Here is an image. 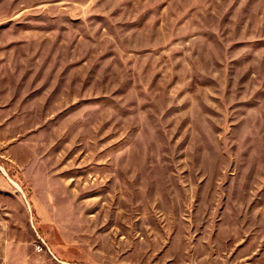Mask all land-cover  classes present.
Masks as SVG:
<instances>
[{
    "label": "rangeland",
    "instance_id": "obj_1",
    "mask_svg": "<svg viewBox=\"0 0 264 264\" xmlns=\"http://www.w3.org/2000/svg\"><path fill=\"white\" fill-rule=\"evenodd\" d=\"M0 264H264V0H0Z\"/></svg>",
    "mask_w": 264,
    "mask_h": 264
},
{
    "label": "bare ground",
    "instance_id": "obj_2",
    "mask_svg": "<svg viewBox=\"0 0 264 264\" xmlns=\"http://www.w3.org/2000/svg\"><path fill=\"white\" fill-rule=\"evenodd\" d=\"M39 248H41V245H38Z\"/></svg>",
    "mask_w": 264,
    "mask_h": 264
}]
</instances>
